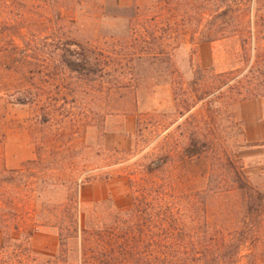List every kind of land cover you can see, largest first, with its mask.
<instances>
[{
    "label": "trees",
    "instance_id": "obj_1",
    "mask_svg": "<svg viewBox=\"0 0 264 264\" xmlns=\"http://www.w3.org/2000/svg\"><path fill=\"white\" fill-rule=\"evenodd\" d=\"M12 2L0 0L5 6ZM231 10L251 14L237 20L234 31L250 38L253 59L246 71L256 70L258 61L264 62V4L232 2L221 14ZM45 19L35 20L36 25ZM220 30L227 32L225 23L216 32ZM20 43L13 41L8 26L0 30V264H264V180H253L245 170L237 149L255 143L245 141L241 121L227 107L254 94L243 88L241 76L224 79V72L216 73L203 92H219L225 99L216 114L235 126L234 150L225 136L200 132L190 121L178 146L164 135L155 152L152 148L143 155L146 162L127 173L126 204L118 206L107 195L80 208L77 190L83 176L75 170L67 134L50 128L63 120L57 117L63 115L61 105L46 101L33 84L39 80L35 66L43 65L37 56L40 47L31 38ZM54 48L70 53L65 46ZM86 50L77 52L81 60L58 54L60 66L76 74L92 71L99 64L82 55ZM223 86L225 92L220 91ZM11 102L33 108L35 132L33 156L7 168L1 141L5 105ZM42 228L56 233L52 250L31 244Z\"/></svg>",
    "mask_w": 264,
    "mask_h": 264
},
{
    "label": "rangeland",
    "instance_id": "obj_2",
    "mask_svg": "<svg viewBox=\"0 0 264 264\" xmlns=\"http://www.w3.org/2000/svg\"><path fill=\"white\" fill-rule=\"evenodd\" d=\"M238 1L253 5V0H13L8 6L0 4V30L8 26L19 45L20 40L31 38L40 47L37 56L43 65L35 66L39 80L33 84L40 86L42 98L60 104L66 114L57 115L63 120L50 128L67 134L75 170L83 176L77 190L80 208L107 195L118 206L126 204L127 173L136 163L146 162L143 155L152 148L155 152L164 135L178 146L190 130V121L200 132L225 136L228 148L234 150L235 126L228 117L216 114L225 99L219 92L208 96L203 92L212 86L216 73L224 72V79L241 76L243 88L254 93L243 100L264 101V62L246 71L253 59L251 40H244V32L234 31V23L251 14L238 10L221 14L225 4ZM153 12L157 14L150 20ZM42 17L46 18L43 25L37 26L35 20ZM222 23L227 32H216ZM220 32L227 35L213 41L203 38ZM196 39L200 41L194 44ZM203 42L212 47L199 49ZM59 45L70 53L54 48ZM81 48L87 49L82 55L98 62L100 69L76 74L60 66L58 54L81 60L77 53ZM236 103L227 107L239 119ZM258 106L244 105L242 113L250 122L257 117ZM34 115L29 104L5 105L1 141L5 167H17L33 156ZM244 138L255 143L237 149L244 168L253 180H264V142ZM56 243L50 228L37 230L31 238L36 249L52 250Z\"/></svg>",
    "mask_w": 264,
    "mask_h": 264
},
{
    "label": "crops",
    "instance_id": "obj_3",
    "mask_svg": "<svg viewBox=\"0 0 264 264\" xmlns=\"http://www.w3.org/2000/svg\"><path fill=\"white\" fill-rule=\"evenodd\" d=\"M199 49L206 48L208 51V48L212 47L211 43L203 42L199 43L198 45ZM252 100H242L235 104V112L239 116V119L241 121L244 137L257 140V141H263L264 142V101L261 100H254L253 102H250ZM246 103H257L258 108L254 112L256 114L255 120L253 122L249 120V117L244 115L242 112V109Z\"/></svg>",
    "mask_w": 264,
    "mask_h": 264
}]
</instances>
